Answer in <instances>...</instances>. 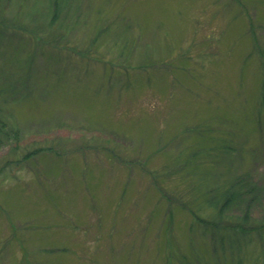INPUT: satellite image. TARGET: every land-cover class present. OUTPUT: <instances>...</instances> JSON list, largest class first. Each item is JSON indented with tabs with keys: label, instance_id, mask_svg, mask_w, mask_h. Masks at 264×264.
<instances>
[{
	"label": "rangeland",
	"instance_id": "obj_1",
	"mask_svg": "<svg viewBox=\"0 0 264 264\" xmlns=\"http://www.w3.org/2000/svg\"><path fill=\"white\" fill-rule=\"evenodd\" d=\"M51 5L0 0V264H251L183 206L264 187V0Z\"/></svg>",
	"mask_w": 264,
	"mask_h": 264
},
{
	"label": "trees",
	"instance_id": "obj_2",
	"mask_svg": "<svg viewBox=\"0 0 264 264\" xmlns=\"http://www.w3.org/2000/svg\"><path fill=\"white\" fill-rule=\"evenodd\" d=\"M68 1L52 0L53 19L64 12ZM257 114L264 119V88L259 95ZM16 134L17 131L7 119L0 118V144L8 143ZM42 151L43 149L30 151L24 159L29 160ZM202 156L205 158H201ZM191 159L200 165L214 162L211 153L201 156L195 154ZM205 189V194L200 193V197L197 196L198 200H201L198 204L193 203L194 207L193 204L183 206L193 219L189 224L190 231L208 237L212 250L220 251L219 255L227 250L239 256L254 239L260 251L251 264H264V215H259L264 211V187L240 176L214 186L208 184Z\"/></svg>",
	"mask_w": 264,
	"mask_h": 264
}]
</instances>
